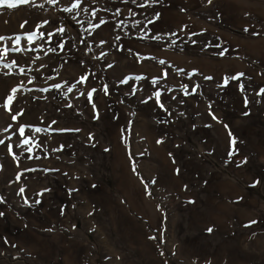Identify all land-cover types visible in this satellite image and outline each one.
Segmentation results:
<instances>
[{
	"label": "rangeland",
	"instance_id": "1",
	"mask_svg": "<svg viewBox=\"0 0 264 264\" xmlns=\"http://www.w3.org/2000/svg\"><path fill=\"white\" fill-rule=\"evenodd\" d=\"M74 3L0 4V264H264V0Z\"/></svg>",
	"mask_w": 264,
	"mask_h": 264
},
{
	"label": "snow or ice",
	"instance_id": "2",
	"mask_svg": "<svg viewBox=\"0 0 264 264\" xmlns=\"http://www.w3.org/2000/svg\"><path fill=\"white\" fill-rule=\"evenodd\" d=\"M4 2H5V0H0V4H3ZM17 2H18V3H28L29 0H17ZM49 2L52 3V2H55V0H49ZM133 2H135V0H133ZM80 4H81V0H76V3L72 4L71 8H66V9H64V10H65V11H68V12H72L74 9L79 8V7H80ZM14 6H15L14 4H9V7H14ZM84 11H87V9H84ZM93 14H94V13H93ZM103 22H104V21H101V23H103ZM21 27H23V25H21ZM95 27H99V25H95ZM61 31H63V29H61ZM35 35H36L35 32L28 34V36H27L28 40L31 41V40H32V37L35 36ZM42 35H43V34L41 33V36H42ZM6 39H12V38H11V37H0V41H2V40H6ZM20 39H21L20 36H16V37H15V42H16V43H19ZM7 51H8V49H4V50H3V52H4L5 54L7 53ZM11 51H19V49H18V48H13V49H11ZM0 58H2V57H0ZM161 63H163V61H161ZM11 66H12V65H8V64L4 65V67H6V68H7V67H11ZM21 71H23V69H21ZM82 79H83V78H82ZM68 90L71 91L72 89L69 88ZM105 90H106V89H105ZM12 91L15 92L16 89H13ZM88 95H89V98H91V93H89ZM156 95H157V97H159V93H156ZM13 119H15V117H13ZM36 131H40V129H36ZM23 132H24V129L21 128V129H20V133H21V135H23ZM0 143H3V141H0ZM24 143H28V141L25 140ZM209 231H211V229H209Z\"/></svg>",
	"mask_w": 264,
	"mask_h": 264
},
{
	"label": "trees",
	"instance_id": "3",
	"mask_svg": "<svg viewBox=\"0 0 264 264\" xmlns=\"http://www.w3.org/2000/svg\"><path fill=\"white\" fill-rule=\"evenodd\" d=\"M236 34H239V35H243V36H245V35H247L246 33H244V32H238V31H234Z\"/></svg>",
	"mask_w": 264,
	"mask_h": 264
}]
</instances>
